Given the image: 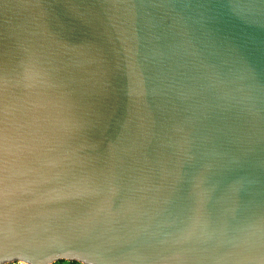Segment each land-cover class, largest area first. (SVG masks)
I'll use <instances>...</instances> for the list:
<instances>
[{
  "label": "water",
  "instance_id": "obj_1",
  "mask_svg": "<svg viewBox=\"0 0 264 264\" xmlns=\"http://www.w3.org/2000/svg\"><path fill=\"white\" fill-rule=\"evenodd\" d=\"M264 264V0H0V264Z\"/></svg>",
  "mask_w": 264,
  "mask_h": 264
},
{
  "label": "flooded vegetation",
  "instance_id": "obj_2",
  "mask_svg": "<svg viewBox=\"0 0 264 264\" xmlns=\"http://www.w3.org/2000/svg\"><path fill=\"white\" fill-rule=\"evenodd\" d=\"M57 264H76V263H71V262H59Z\"/></svg>",
  "mask_w": 264,
  "mask_h": 264
}]
</instances>
